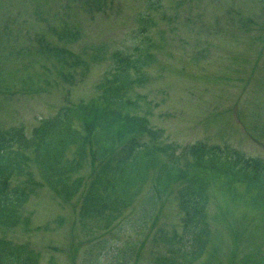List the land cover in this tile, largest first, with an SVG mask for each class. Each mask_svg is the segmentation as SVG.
Listing matches in <instances>:
<instances>
[{"label":"rangeland","instance_id":"rangeland-1","mask_svg":"<svg viewBox=\"0 0 264 264\" xmlns=\"http://www.w3.org/2000/svg\"><path fill=\"white\" fill-rule=\"evenodd\" d=\"M105 8L91 12L80 0H0V129L22 126L29 135L61 105L93 96L113 52H150L148 78L134 93L165 142L227 145L264 160V0H107ZM140 16L150 19L143 36ZM61 24L78 32L75 42H59L54 27ZM39 37L70 49L88 67L66 69L74 78L64 81L55 58L39 51ZM94 47L100 60L90 62ZM176 154L186 158L180 149ZM30 169L39 187L22 209L24 222L0 236L28 243L40 252V264H87L94 255L112 263L108 246H117V238L135 245L129 264H154V253L163 252L159 235L180 229L175 186L145 229L123 232L124 224L135 225L155 171L108 231L90 232L79 224V197L60 198L34 165ZM90 173L85 166L79 174ZM242 194L240 186L212 183L211 241L196 264H264V212Z\"/></svg>","mask_w":264,"mask_h":264},{"label":"trees","instance_id":"trees-1","mask_svg":"<svg viewBox=\"0 0 264 264\" xmlns=\"http://www.w3.org/2000/svg\"><path fill=\"white\" fill-rule=\"evenodd\" d=\"M80 1L91 12L103 11L107 5V0ZM138 21L143 36L150 19L140 16ZM54 34L64 44L78 39V32L65 24L54 27ZM43 39H36L39 51L55 58L57 75L64 81L74 78L66 69L88 67V62L70 49L49 46ZM98 49L91 48L90 62L100 60ZM111 58V68L93 87L90 98L61 105L54 115L40 120L29 136L22 126L0 129V230L24 222L22 209L39 187L31 165L60 198L70 201L79 197V224L90 232L108 231L133 206L155 171L149 192L139 204L135 225L124 224L123 232L145 229L160 199L179 186L180 229L159 235L163 252H155L153 262L196 264L211 241L207 209L212 183L222 181L226 190L242 187L240 198L246 197L244 202L264 212V160L227 145L197 141L179 147L165 142L163 131L152 128L145 113L141 114V98L134 93L148 78L143 70L153 61L151 53L132 57L115 51ZM179 149L186 158L176 154ZM85 166L91 170L89 177L79 174ZM115 241L117 246H108L113 262L107 264H129L134 243ZM40 263V252L28 243L0 236V264ZM86 263L101 264V260L94 255Z\"/></svg>","mask_w":264,"mask_h":264}]
</instances>
